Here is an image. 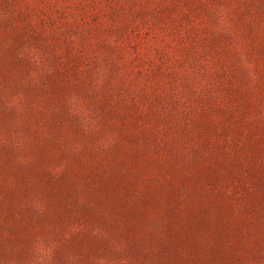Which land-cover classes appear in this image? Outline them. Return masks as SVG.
I'll return each mask as SVG.
<instances>
[{"label":"rangeland","instance_id":"374dc122","mask_svg":"<svg viewBox=\"0 0 264 264\" xmlns=\"http://www.w3.org/2000/svg\"><path fill=\"white\" fill-rule=\"evenodd\" d=\"M179 232L184 264H264V0H0V264Z\"/></svg>","mask_w":264,"mask_h":264},{"label":"trees","instance_id":"16d2710c","mask_svg":"<svg viewBox=\"0 0 264 264\" xmlns=\"http://www.w3.org/2000/svg\"><path fill=\"white\" fill-rule=\"evenodd\" d=\"M111 182H112V178L110 180H108L109 185L113 184ZM133 229H134V231H133ZM133 229L128 226L125 230L122 231L124 237L127 240L130 241V243H131L130 246H134L135 243H136V239H137V236L134 233L135 232V228H133ZM169 238H175V240L172 241L173 242L172 247H171V243H170L169 244V249L167 248L168 246H166L163 249V253H164V255L166 257L159 258L160 259L159 264H184L182 262V260L179 257H177V256H179L181 254L180 250L182 249V251H183L184 250V246H185V245L183 246L184 239L182 238L181 233L179 232L175 236H172L170 234ZM133 241L135 242L134 244H133ZM221 245H222V242H221V244L218 245V247L220 248ZM72 246H73V244L70 245V247H72ZM73 248L81 255V257L83 259V260H79L77 262V264H87L89 254L91 252V249H93V248H89L86 251L82 250V248H81L80 245H75V246H73ZM182 253L189 254L186 251L185 252H182ZM218 257H219V255H215L213 257V261L214 260L218 261V259H219ZM205 258L208 259L207 257H205ZM187 261H190V259L187 258ZM194 264H205V262L203 260H201V261L196 262Z\"/></svg>","mask_w":264,"mask_h":264}]
</instances>
